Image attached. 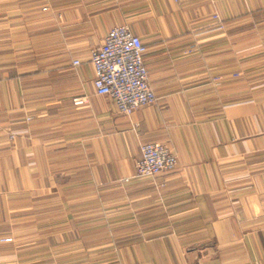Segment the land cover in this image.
Wrapping results in <instances>:
<instances>
[{"label": "crops", "instance_id": "crops-1", "mask_svg": "<svg viewBox=\"0 0 264 264\" xmlns=\"http://www.w3.org/2000/svg\"><path fill=\"white\" fill-rule=\"evenodd\" d=\"M119 25L157 96L132 117L93 84ZM150 142L175 170L136 174ZM0 264H264V0H0Z\"/></svg>", "mask_w": 264, "mask_h": 264}, {"label": "built area", "instance_id": "built-area-1", "mask_svg": "<svg viewBox=\"0 0 264 264\" xmlns=\"http://www.w3.org/2000/svg\"><path fill=\"white\" fill-rule=\"evenodd\" d=\"M206 21L215 22L217 29L230 24L226 14H212ZM146 53V44L128 25L112 28L104 42L90 52L96 93L112 99L123 116L132 117L139 108L153 106L157 102L145 64ZM79 64V60L73 61L74 66ZM214 81L218 83V78ZM9 143L14 144L13 134L10 135ZM177 165L174 148L159 142L144 143L136 162V174L142 177L161 176L175 170ZM4 240L11 241L10 238Z\"/></svg>", "mask_w": 264, "mask_h": 264}]
</instances>
